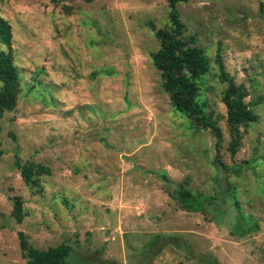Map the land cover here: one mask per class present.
Listing matches in <instances>:
<instances>
[{"label":"rangeland","instance_id":"1","mask_svg":"<svg viewBox=\"0 0 264 264\" xmlns=\"http://www.w3.org/2000/svg\"><path fill=\"white\" fill-rule=\"evenodd\" d=\"M261 4H177L183 38L208 57L199 85L216 137L174 108L152 63L150 21L169 25L167 0H0L20 87L0 113V264H24L19 230L38 248L69 243L68 264H264ZM217 53L258 116L241 127L235 154ZM17 161L50 174L32 188ZM180 189L208 208L186 206ZM15 195L21 223L11 218Z\"/></svg>","mask_w":264,"mask_h":264},{"label":"trees","instance_id":"2","mask_svg":"<svg viewBox=\"0 0 264 264\" xmlns=\"http://www.w3.org/2000/svg\"><path fill=\"white\" fill-rule=\"evenodd\" d=\"M84 1L91 2L93 0ZM185 1L187 0H167L169 7V25L167 27H156L150 21V27L154 30L159 42V48L151 54L152 63L160 72L162 89L168 94L174 108L183 111L198 126L210 128L216 137H220L221 129L212 115L207 112L206 101L200 93L199 81L208 72V57L200 46L192 44L193 39L186 40L182 36L184 24L179 16L177 4ZM260 7L264 13V5L261 4ZM11 49V25L0 14V113L14 108L20 90L18 71ZM215 61L219 68L220 78L227 81L221 100L226 107V124L230 134L228 150L231 154H235L242 138L241 127L247 131L249 126L257 121L258 116L245 101L248 96L245 87L228 79L219 53L215 55ZM2 154L3 152L0 150V156ZM215 162L226 170V166L221 161L215 159ZM16 164L23 181L32 188L37 189L40 178L50 174L49 168L41 163L17 161ZM179 185L181 186V184ZM178 194L180 200L195 211L208 208V200L205 198L199 201L197 207L195 206V196L191 190L180 189ZM12 199L11 218L17 223H21L25 216L23 200L17 195ZM254 226L255 223L249 224L246 231L252 230ZM17 235L20 249L25 257L24 264H68L72 251V246L69 243L61 242L44 249L35 247L23 231L19 230Z\"/></svg>","mask_w":264,"mask_h":264}]
</instances>
